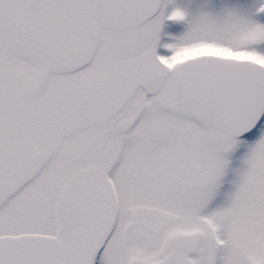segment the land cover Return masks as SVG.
Listing matches in <instances>:
<instances>
[{
  "label": "snow or ice",
  "instance_id": "obj_1",
  "mask_svg": "<svg viewBox=\"0 0 264 264\" xmlns=\"http://www.w3.org/2000/svg\"><path fill=\"white\" fill-rule=\"evenodd\" d=\"M0 264H264V0H0Z\"/></svg>",
  "mask_w": 264,
  "mask_h": 264
}]
</instances>
